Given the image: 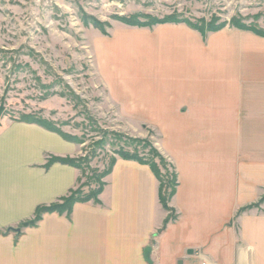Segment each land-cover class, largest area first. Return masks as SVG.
Here are the masks:
<instances>
[{
  "label": "crops",
  "instance_id": "obj_1",
  "mask_svg": "<svg viewBox=\"0 0 264 264\" xmlns=\"http://www.w3.org/2000/svg\"><path fill=\"white\" fill-rule=\"evenodd\" d=\"M155 54L150 71L141 67L136 81L112 91L122 117L165 120L159 148L176 170L170 207L177 218L161 231L168 212L158 179L148 165L118 159L98 203L46 213L19 232L39 206L76 190L82 175L47 166L52 157L74 156L58 134L4 122L0 264H264V243L257 258L236 253L232 223L234 200L264 193V37L185 30L166 36Z\"/></svg>",
  "mask_w": 264,
  "mask_h": 264
},
{
  "label": "rangeland",
  "instance_id": "obj_2",
  "mask_svg": "<svg viewBox=\"0 0 264 264\" xmlns=\"http://www.w3.org/2000/svg\"><path fill=\"white\" fill-rule=\"evenodd\" d=\"M189 23L263 33L264 0H0V127L38 120L55 128L74 147L61 158L81 166L83 194L106 185L120 154L154 162L168 194L176 170L159 148L165 120L122 117L112 87L150 71L165 37L194 30ZM234 201V249L257 258L264 193Z\"/></svg>",
  "mask_w": 264,
  "mask_h": 264
},
{
  "label": "trees",
  "instance_id": "obj_3",
  "mask_svg": "<svg viewBox=\"0 0 264 264\" xmlns=\"http://www.w3.org/2000/svg\"><path fill=\"white\" fill-rule=\"evenodd\" d=\"M172 22H175V21H172ZM236 26L238 28H240L241 30L252 31L256 35H258L260 37H264V32L262 33L259 31H255V30L246 28L244 26H239L237 24H236ZM190 27L193 28L194 30L202 33L203 35H205L208 32H218V31L223 29V27H213V26H207V28H203V26L198 27V26H195L192 24H190ZM21 122L30 123V124H37V125L43 127L44 129L50 131V132L61 135L55 128H52L49 124H46L45 122H42V121L23 120ZM120 155H121L122 159L132 160V161H136V162L143 164V165H148L151 168V170L153 171V173L155 174L156 178L158 179V181L160 183V186H159L160 203L162 204V206L164 207V209L167 212H172L171 215H168V217L164 223V227L161 230V231H163L171 221H173L177 218L174 210L170 207L171 200L175 196L176 191H177V187H178V178H177L176 172L174 174L173 181L170 182L168 185L170 192L168 194H165L164 193L163 177L160 174V172L158 171V168H157L156 164H154V162H151L149 160H144L138 156L131 155V154H120ZM55 163H61L64 165H69V166L75 167L77 169H81V166H79V164L76 160L62 159V158H58V157H52V158L48 159L47 166L49 167ZM115 163H116V160L113 161L112 166H111V170L109 171L108 174L111 173ZM104 187H105V185L100 187V189L98 191H95L92 193H87V194H83V192L80 191V189H76V190L72 191L68 196L60 198L57 202H54L50 205L39 206L37 208L35 214H34V217L31 220H28V221L21 223L20 227H22V229L29 228V227H35L38 224V222L42 219L43 215H45L46 213H59V214L67 213V214H70L76 203H86V202H91V201L98 203L99 202V196L103 192ZM19 230H21V229H19Z\"/></svg>",
  "mask_w": 264,
  "mask_h": 264
},
{
  "label": "built area",
  "instance_id": "obj_4",
  "mask_svg": "<svg viewBox=\"0 0 264 264\" xmlns=\"http://www.w3.org/2000/svg\"><path fill=\"white\" fill-rule=\"evenodd\" d=\"M200 264H217V263H214V262H212V261H210V260H202V261L200 262Z\"/></svg>",
  "mask_w": 264,
  "mask_h": 264
},
{
  "label": "water",
  "instance_id": "obj_5",
  "mask_svg": "<svg viewBox=\"0 0 264 264\" xmlns=\"http://www.w3.org/2000/svg\"><path fill=\"white\" fill-rule=\"evenodd\" d=\"M19 232H20V230H18ZM149 254H150V249L149 250H147L146 251V259L148 260V261H150V256H149Z\"/></svg>",
  "mask_w": 264,
  "mask_h": 264
}]
</instances>
